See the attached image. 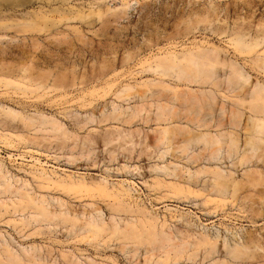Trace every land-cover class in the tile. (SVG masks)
Listing matches in <instances>:
<instances>
[{
	"label": "rangeland",
	"instance_id": "obj_1",
	"mask_svg": "<svg viewBox=\"0 0 264 264\" xmlns=\"http://www.w3.org/2000/svg\"><path fill=\"white\" fill-rule=\"evenodd\" d=\"M126 1L132 5L129 14L117 16L108 27L95 18L90 20L91 24H72L82 27L86 36L80 39L74 34L56 37L58 29L69 33L70 28L57 25L55 21L10 29L0 24V69L31 67L35 76L43 77L39 81L50 86L56 80L66 86L46 90L42 84L41 89L32 93L0 83L1 104L23 115L55 118L69 136L64 142L56 138L61 132L56 135L35 131L20 133L27 139H35L37 144L40 142V146L2 140L0 164L15 179L27 180L32 186L36 184L31 166L45 169L54 179L59 175H76L88 183L104 180L111 190L125 185L131 190V198L125 197L128 202L145 205L160 220L166 218L173 228L186 227L189 220L206 233L223 231L231 239L233 235L226 232V226L235 225L241 233L244 230L264 235V222L253 224L241 218L234 224L225 221L224 217L230 213L237 216L242 211L240 215L247 216L241 207L229 205L226 212L217 217L218 214L210 215L209 210L200 207L204 198L179 200L167 196L166 188L158 189L155 185L158 180L166 183L178 180L168 174L175 165L179 169L188 167L190 163L184 152L189 155L210 153L205 150V141L193 139L196 134L209 132L203 125L214 126L216 121L230 120L238 113L244 126L250 124L251 113L240 103L252 88L264 85V41L260 36L264 31V0H108L107 4L112 13L125 7ZM35 9L37 7L28 10ZM214 9L218 18L211 16V22H207L205 13ZM230 26L242 27L249 33L245 38L248 44L257 39L260 45L245 49L236 35L219 31ZM35 36L40 38L38 47H34L31 39ZM168 53H174L176 63L184 55H191L198 65L196 68L192 65L193 71L183 79L178 78L175 70L170 69L165 74L156 67ZM232 65L249 80L231 91L225 81ZM203 67L209 71L200 73ZM216 80L222 81L221 87L214 85ZM115 109H123L125 113L118 118L113 115ZM14 124H20V119ZM166 127L173 129L172 143L161 146L160 150L156 148L157 138ZM210 130L214 135L230 131L221 127ZM240 133L245 141V131L240 130ZM111 134H117L112 142L108 141ZM166 149H171V154L175 150L178 158L169 154L165 160H159L158 154ZM223 157L221 154L219 158L221 165L225 163ZM239 159L237 156L227 163ZM259 163L264 164V161ZM168 165L169 171L156 169ZM236 175L242 176L243 171ZM41 192L60 198L81 212L100 208L105 217L110 218L107 207L113 199L96 189L67 193L52 187ZM263 200L264 197H255L256 203H249L248 210H263ZM181 215L184 222L180 221ZM4 226L0 224V231L6 240L10 241L12 236L23 246L34 243L19 238L11 228ZM60 230L54 234V239L65 242L67 232ZM36 243L52 245L50 240L39 239ZM53 246L57 250L63 248ZM65 246L66 250L99 262L118 256L122 264H129L124 255L113 249L97 252L88 244L76 242Z\"/></svg>",
	"mask_w": 264,
	"mask_h": 264
},
{
	"label": "bare ground",
	"instance_id": "obj_2",
	"mask_svg": "<svg viewBox=\"0 0 264 264\" xmlns=\"http://www.w3.org/2000/svg\"><path fill=\"white\" fill-rule=\"evenodd\" d=\"M107 2L108 0H0V24L10 29L15 26H41L55 21L57 25H68L70 28L69 33L58 29L56 37L74 34L80 39L86 36L82 27L72 24H91L90 20L95 18L96 22L102 21L103 25L108 27L117 16H127L132 7L131 3L126 1L125 7L111 13L112 8ZM36 7L35 10H28ZM211 16H216L214 19L218 18L216 9L205 13L207 22H211ZM219 31L236 35L239 38L238 43L245 49L257 48L260 45L257 39L248 44L245 38L249 33L242 27L235 29L230 26ZM260 36L264 41V31ZM31 39L34 47L40 45L39 37ZM159 63L157 70H162L165 74L170 69L175 70L179 79L188 77L193 71L192 65L194 68L198 65L191 55H184L183 59L176 63L174 53H168L165 58L159 60ZM200 71L206 73L209 70L203 67ZM227 73L230 76L225 83L231 91L232 88L236 90L249 80L233 65ZM39 79L43 77L35 76L31 67H21L19 70L5 67L0 69V83L32 93L43 86L46 90L66 87L56 80L49 86ZM214 85L221 87L222 81L216 80ZM1 103L0 142L18 141L40 146V142L37 144L35 139H27L20 135L27 131L55 135L61 132L56 138L64 142L68 140L69 136L64 132L63 125L55 118L23 115ZM240 105L251 113L249 125H243L239 113L230 120L222 118L216 121L214 126L203 125L202 127L208 128L209 132L196 134L193 139L197 142L205 141L207 143L205 150L210 153L189 155L188 152H184L186 153L184 157H187L190 163L188 167L179 169L178 165L173 164L175 167L168 174L178 180L169 183L158 180L155 185L159 187L158 189L166 188L167 196L179 200L204 198L200 207L209 210L210 215L218 214L217 217L221 216V212L225 213L229 205L241 207L248 213L247 216L240 215L242 211L237 216L230 213L224 217L225 221L233 223L241 218L259 224L264 222V209L251 212L247 207L249 203H256L255 197H264V164L259 163L264 161V85L258 84L252 88ZM224 112L223 116L226 115ZM124 113L123 109H115L113 115L120 118ZM17 119H20V124L15 125ZM213 127L228 128L230 131L214 135L210 130ZM240 130L246 133L245 141L241 138ZM172 134L173 129L166 127L157 138L156 148L161 150V146L171 144ZM115 139L117 134L108 137V141L111 142ZM175 152L174 150L171 154V149H166L160 151L157 157L159 160H165L171 154L177 159ZM221 154H224L222 159L225 161L222 165L219 164ZM237 156L240 157L239 161L227 163ZM226 164H230L231 167L224 168L223 165ZM156 169L169 171L171 167L168 165ZM239 171H243L242 176L236 175ZM31 174L36 186H32L33 184L27 180L15 179L10 171L0 164V224L11 228L19 238L21 236L34 242L30 246H23L15 242L12 236L9 238L10 241L6 240V236L3 237L0 231V264H122L118 256L99 262L94 258L77 254L74 250H66L65 245L71 242L88 244L97 252L113 249L124 255L129 264H264V235L244 230L241 233L235 225L226 226V232L233 235L231 239L224 235L223 231L215 234L206 233L200 225L189 220L186 227L184 225L183 228H173L168 225L166 218L160 220V217L149 211L145 205L128 202L125 197L131 198V190L125 188V185H121L117 190H111L108 182L104 180L88 183L76 175H59L58 179H54L50 172L35 166H31ZM52 187L67 193L80 189H96L100 194L113 199L107 207L111 212L110 218L105 217L100 208L81 212L69 207L64 200L41 192ZM89 206L93 207L92 204ZM180 221H185L183 215ZM224 224L222 222L221 226ZM58 230L67 232L64 234L68 236L65 242L62 239L61 241L54 239V234ZM39 239L50 240L52 245H39L36 243ZM55 244L62 245L63 248L57 250L53 246Z\"/></svg>",
	"mask_w": 264,
	"mask_h": 264
}]
</instances>
